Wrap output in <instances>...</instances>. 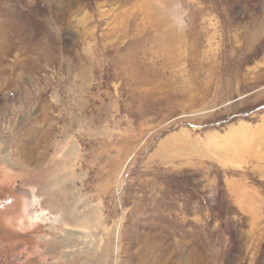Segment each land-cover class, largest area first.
I'll use <instances>...</instances> for the list:
<instances>
[{"label": "rangeland", "instance_id": "rangeland-1", "mask_svg": "<svg viewBox=\"0 0 264 264\" xmlns=\"http://www.w3.org/2000/svg\"><path fill=\"white\" fill-rule=\"evenodd\" d=\"M0 264H264V0H0Z\"/></svg>", "mask_w": 264, "mask_h": 264}, {"label": "bare ground", "instance_id": "bare-ground-1", "mask_svg": "<svg viewBox=\"0 0 264 264\" xmlns=\"http://www.w3.org/2000/svg\"><path fill=\"white\" fill-rule=\"evenodd\" d=\"M242 128H243V127H242ZM244 128H245V127H244ZM244 128H243V129H244ZM232 129H235V128H232ZM237 130H238V129H237ZM238 132H239V131H238Z\"/></svg>", "mask_w": 264, "mask_h": 264}]
</instances>
